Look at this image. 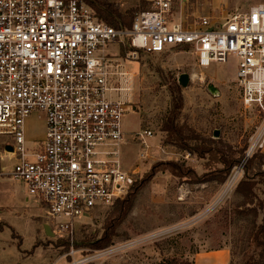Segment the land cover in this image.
<instances>
[{"label":"built area","instance_id":"1","mask_svg":"<svg viewBox=\"0 0 264 264\" xmlns=\"http://www.w3.org/2000/svg\"><path fill=\"white\" fill-rule=\"evenodd\" d=\"M186 2L147 0L127 28L100 20L83 0H0V145L13 160L1 172L24 185V201L43 211L54 234L71 238L88 223L79 218L123 199L139 179L137 166L125 168L121 159L129 109L122 44L133 49L132 59L137 51L186 49L202 69L234 57L240 101L258 118L225 185H237L256 156L264 170V4L188 22ZM32 114L44 131L42 140L28 142ZM146 136L152 131L133 139L146 144Z\"/></svg>","mask_w":264,"mask_h":264},{"label":"rangeland","instance_id":"2","mask_svg":"<svg viewBox=\"0 0 264 264\" xmlns=\"http://www.w3.org/2000/svg\"><path fill=\"white\" fill-rule=\"evenodd\" d=\"M100 1L112 3L125 15L129 10L134 15L148 8V3L143 2L147 0ZM256 3L264 4V0H187L183 12L188 22L198 16L221 20ZM110 49L116 51L114 46ZM131 50L125 44L119 50L122 68L129 77L123 84L129 99V109L122 118L126 133L121 146L123 166H137L139 179L151 165L161 161L193 168L199 175L208 172L210 178L220 177L223 165L217 153L199 159L195 153L165 144L161 126L172 106L170 89L174 86L183 98L177 125L189 127L202 140H190L189 144L213 147L227 158L240 157L258 114L240 101L234 80L235 58L202 69L194 65L193 55L186 49L174 48L156 54L137 51L135 59L129 54ZM182 73L190 77L186 86L178 82ZM210 86L215 91H210ZM143 130L153 133L151 139L146 136V144L133 139V134ZM215 130L219 133L217 137ZM43 131L41 117L32 114L26 119L28 142L42 140ZM12 164L13 160L5 157L0 145V260L3 262L12 264L27 258L25 262L50 264L63 255L65 264H264V244H257L254 237L263 217L259 202L264 199V177L260 175H252L253 195L246 199L235 191L237 185L229 187L225 181H210L209 187L202 189L201 183H192L189 177L178 179L167 172L161 181L141 189L131 211L116 227L111 244L96 249L75 245L99 239L106 224L116 215L118 205L114 203L96 211L91 218H79L78 221L88 223L78 225L71 238L44 234L40 225L46 222L43 211L25 206L21 194L24 185L1 172L2 167L9 171ZM182 183L193 184V190L176 196L174 190ZM27 207L41 213L40 218L34 217L39 220V227L29 219ZM257 235L262 239V233ZM12 244L21 259L13 255L17 252ZM6 245L10 247L4 252L1 248ZM221 250L223 254L217 257L207 256Z\"/></svg>","mask_w":264,"mask_h":264},{"label":"trees","instance_id":"3","mask_svg":"<svg viewBox=\"0 0 264 264\" xmlns=\"http://www.w3.org/2000/svg\"><path fill=\"white\" fill-rule=\"evenodd\" d=\"M86 2L95 12L96 16L106 23L114 27H130L134 15L129 10L128 14H122L121 11L112 3L103 2L100 0H83ZM146 5L147 2L143 1ZM172 106L165 120L162 123L161 131L165 133L163 143L172 144L181 149H185L189 152L195 153L197 158L203 159L206 154L217 153L219 155V161L223 165V168L219 170L220 177L210 178L209 173H203L198 175L193 168H184L173 161H161L157 162L148 169L145 175L141 179L136 181L131 187L129 193L123 199L117 200L115 203L118 205L115 211L116 215L112 217L110 222L106 224V228L102 236L94 241H84V243L75 245H86L91 248L103 249L111 244L112 237L116 234V227L126 218L127 214L132 209L134 200L138 192L153 178L158 172L168 171L171 175L176 176L179 179H186L189 177V181L192 183H204L210 181H216L222 183L226 180L233 166L236 165L243 154V151L238 158H227L220 151H217L213 147L198 145H190L189 141H202L196 133H194L189 127L185 125H177L176 120L183 107V98L176 87L170 89ZM244 150V149H243ZM263 161L260 156H256L247 161L244 168V177L237 184L235 191L248 199L253 195L252 188L254 181L252 175H260L264 177V170L262 169ZM194 180V181H193ZM259 208L262 210V223L257 226V232L255 241L257 244H264V199L259 202ZM255 212V210H253ZM257 233H262L261 238H258ZM68 245V243H65ZM167 264V263H166ZM169 264V263H168Z\"/></svg>","mask_w":264,"mask_h":264},{"label":"crops","instance_id":"4","mask_svg":"<svg viewBox=\"0 0 264 264\" xmlns=\"http://www.w3.org/2000/svg\"><path fill=\"white\" fill-rule=\"evenodd\" d=\"M123 125V124H122ZM153 136H151L150 137V139L152 138ZM125 142V141H124ZM124 144V143H123ZM131 168V167H130ZM168 171H165V172H158V173H156L154 176H153V178L145 185V186H152L153 185V183L154 182H157V181H161L162 179H164V177L163 176H166L168 173H167ZM197 173V172H196ZM198 174V173H197ZM171 175V174H170ZM199 175V174H198ZM171 176H173V175H171ZM174 177H176V176H174ZM177 178V177H176ZM179 179V178H178ZM209 183H211V182H204V183H201L200 185V187L202 188V189H204V188H208L209 187ZM206 184V185H205ZM179 186L177 187V189L176 190H174V193L176 194V196L177 195H181L180 193H183V192H191L192 190H193V188L191 187V185H193V184H185V183H182V184H178ZM144 186V187H145ZM143 187V188H144ZM142 188V189H143ZM141 191V190H140ZM139 191V192H140ZM204 191V190H203ZM138 192V193H139ZM22 200H23V202L25 203L24 205L25 206H31L32 208H35V210L36 209H38L37 207H35L33 204H32V202H28V203H26L25 201H24V197H25V188H24V186H23V190H22ZM138 195V194H137ZM137 195H136V197H137ZM191 198H189V197H187V200H190V199H192V197H194L193 195L192 196H190ZM179 198V197H178ZM136 200V199H135ZM135 200H134V202H135ZM179 200V199H178ZM133 207V206H132ZM28 208V210L30 209V207H27ZM32 208L29 210V219L30 220H32V222L34 223V224H36V225H38V227L41 225V227H42V229H43V232H44V234H47V229L45 228V225L47 224L45 221L43 222H41L40 223V225H39V220H37V219H35L34 217H39L40 216V214L41 213H37L36 211H33L32 210ZM32 211V212H31ZM39 211H40V209H39ZM131 211V210H130ZM40 218V217H39ZM36 237L37 236H35V239H36ZM34 239V240H35ZM22 242H23V237H22ZM13 245V244H12ZM10 246H4V247H2L1 248V250L2 251H6V249L8 250V248H9ZM15 246L13 245V249H15V251L17 252V253H13V255L15 254V255H17V256H19V258H20V252L18 251V249L15 247ZM9 250H12V249H9ZM14 252V251H13ZM223 254V251L221 250V251H216L215 253H213V254H209V255H207V256H214V257H217V256H219L218 254ZM66 256V255H65ZM21 259V258H20ZM27 258H23V259H21L20 261H18V262H16V263H20V264H35L34 262H25V260H26ZM223 262H225V259L224 260H222ZM217 262H220V261H217ZM16 263H12V264H16ZM0 264H11V263H6V262H3L2 260H0ZM38 264V263H37ZM50 264H65V259H64V257H63V255H60V256H58L57 258H55L54 260H52V262L50 263Z\"/></svg>","mask_w":264,"mask_h":264},{"label":"water","instance_id":"5","mask_svg":"<svg viewBox=\"0 0 264 264\" xmlns=\"http://www.w3.org/2000/svg\"><path fill=\"white\" fill-rule=\"evenodd\" d=\"M190 80V77L187 73H182L179 75L178 77V82L182 85V86H186L188 81ZM211 87V86H210ZM210 91H215L214 87H211L210 88ZM219 135L218 131L215 130L214 131V136L217 137ZM5 149L7 150H11V147L10 146H5ZM45 228L47 229V235H51V236H54V233L52 232L49 224H46L45 225Z\"/></svg>","mask_w":264,"mask_h":264}]
</instances>
